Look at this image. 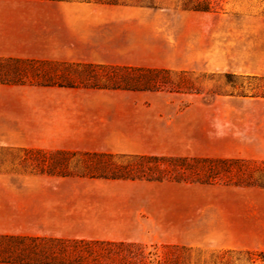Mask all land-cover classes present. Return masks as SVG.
<instances>
[{
  "label": "rangeland",
  "instance_id": "374dc122",
  "mask_svg": "<svg viewBox=\"0 0 264 264\" xmlns=\"http://www.w3.org/2000/svg\"><path fill=\"white\" fill-rule=\"evenodd\" d=\"M183 1L153 0L151 6H142L0 0V56L52 52L57 50L52 43L60 41L65 44L62 52L84 58L73 62L165 70L159 87L142 90L148 94L117 96L156 99L151 111L175 119L182 139L179 150L186 153L174 156L264 159V98L239 96L241 88L235 84L241 81L247 90L250 82L237 75H264V0H221L219 12L188 10ZM23 148L0 145V176L41 174L29 167L38 157ZM238 174L236 169L224 172L217 184L209 185L224 186L222 182ZM239 187L240 194L209 191L220 201L207 205L198 219L195 244L127 242L148 245L156 260L169 252L163 245L193 247L182 252L186 264H222L217 254L223 249L264 251V188ZM234 195L239 199L232 200ZM233 210L254 213L240 219L238 233L228 224ZM235 234L245 247L221 246ZM243 257L232 254L223 263L249 264Z\"/></svg>",
  "mask_w": 264,
  "mask_h": 264
},
{
  "label": "crops",
  "instance_id": "0c3cea01",
  "mask_svg": "<svg viewBox=\"0 0 264 264\" xmlns=\"http://www.w3.org/2000/svg\"><path fill=\"white\" fill-rule=\"evenodd\" d=\"M52 44L57 50L4 56L84 60L82 56L62 52L64 43ZM85 61L107 62L94 58ZM120 94L148 93L0 84V145L45 151L186 153L179 150L182 139L176 132L175 119L151 111L155 98L118 97ZM219 188L233 194H240L242 189L172 181L3 175L0 176V234L195 244L198 219L204 216L207 205L220 201L219 196H211L209 191ZM234 196L232 200L239 199V195ZM231 212L233 220L228 224L236 233L242 225L240 219L254 214L242 210ZM226 239L221 246L245 247L239 245L242 239L237 234Z\"/></svg>",
  "mask_w": 264,
  "mask_h": 264
},
{
  "label": "trees",
  "instance_id": "16d2710c",
  "mask_svg": "<svg viewBox=\"0 0 264 264\" xmlns=\"http://www.w3.org/2000/svg\"><path fill=\"white\" fill-rule=\"evenodd\" d=\"M101 4L151 6L153 0H46ZM221 0H184L183 7L202 12H219ZM80 69V70H79ZM157 68L131 65L98 64L53 59L0 56V84L83 87L109 90H153L160 86ZM237 74H229L233 76ZM247 80L245 90L237 81V95L264 98V75H237ZM253 85V86H252ZM25 153L38 157L29 167L53 176L102 177L149 181L217 184L222 173H239L224 185L264 188V159L240 157H190L174 155L119 154L109 152L45 151L26 147ZM247 169V171H246ZM1 172V171H0ZM164 259H151L148 245L138 242L69 239L36 235L0 234V262L20 264H186L182 252H192L185 245H163ZM154 248H157L155 245ZM157 250V249H156ZM151 253V254H150ZM232 254L243 255L249 264H264V251L219 250L220 263ZM158 256V255H157Z\"/></svg>",
  "mask_w": 264,
  "mask_h": 264
}]
</instances>
